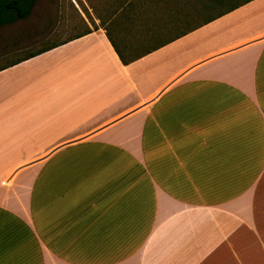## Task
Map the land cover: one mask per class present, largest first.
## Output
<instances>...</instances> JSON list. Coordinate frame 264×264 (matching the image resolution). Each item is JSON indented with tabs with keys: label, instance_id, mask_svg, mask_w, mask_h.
<instances>
[{
	"label": "crops",
	"instance_id": "0c3cea01",
	"mask_svg": "<svg viewBox=\"0 0 264 264\" xmlns=\"http://www.w3.org/2000/svg\"><path fill=\"white\" fill-rule=\"evenodd\" d=\"M119 1L0 71V264H264V0L128 65Z\"/></svg>",
	"mask_w": 264,
	"mask_h": 264
},
{
	"label": "trees",
	"instance_id": "16d2710c",
	"mask_svg": "<svg viewBox=\"0 0 264 264\" xmlns=\"http://www.w3.org/2000/svg\"><path fill=\"white\" fill-rule=\"evenodd\" d=\"M36 0H0V26L27 18ZM252 0H133L119 1L113 13L122 33L112 34L100 22L120 62L128 65ZM74 7V6H73ZM75 31L65 38L46 39L30 48L0 58V71L84 36L89 28L76 8ZM64 31V30H62Z\"/></svg>",
	"mask_w": 264,
	"mask_h": 264
},
{
	"label": "rangeland",
	"instance_id": "374dc122",
	"mask_svg": "<svg viewBox=\"0 0 264 264\" xmlns=\"http://www.w3.org/2000/svg\"><path fill=\"white\" fill-rule=\"evenodd\" d=\"M73 4L72 0H36L27 18L0 27V58L52 39L54 35L70 36L75 31L72 20L77 15ZM0 183L10 187L13 179L0 178Z\"/></svg>",
	"mask_w": 264,
	"mask_h": 264
}]
</instances>
